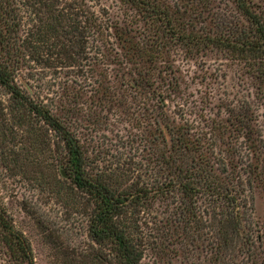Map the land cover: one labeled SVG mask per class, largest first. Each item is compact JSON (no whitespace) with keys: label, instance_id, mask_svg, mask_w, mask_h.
<instances>
[{"label":"trees","instance_id":"16d2710c","mask_svg":"<svg viewBox=\"0 0 264 264\" xmlns=\"http://www.w3.org/2000/svg\"><path fill=\"white\" fill-rule=\"evenodd\" d=\"M118 1L0 0V165L77 197L100 264H264L263 0ZM0 251L36 264L1 196Z\"/></svg>","mask_w":264,"mask_h":264},{"label":"rangeland","instance_id":"374dc122","mask_svg":"<svg viewBox=\"0 0 264 264\" xmlns=\"http://www.w3.org/2000/svg\"><path fill=\"white\" fill-rule=\"evenodd\" d=\"M86 1L94 10L107 12L112 18L122 13L118 0ZM210 62L211 60L206 57L198 61V64L202 66L200 74L212 72L207 69ZM197 68L194 67V71H197ZM245 82L243 80L241 87L238 88L247 85ZM214 85L206 82L196 86L202 92L210 90L211 87L214 91H218L220 87L217 82ZM243 88L245 89L241 91L242 94L246 95L247 91L253 93L250 86ZM256 111L259 124L262 125L264 142V105L257 107ZM5 159L6 157L3 156V160ZM6 162L7 167L0 165V196L16 228L29 241L35 263L100 264L94 257L96 253H101V249L87 235L86 215L77 197L53 191L50 184L46 185L35 164L26 166L27 168L19 166L15 169L13 159H6ZM20 162L23 165L24 161ZM250 200L248 206L252 207L254 218L260 216L263 218V193L258 192L254 199ZM248 215H250L249 212ZM143 261V264H151L148 257ZM0 264H5L1 251Z\"/></svg>","mask_w":264,"mask_h":264},{"label":"water","instance_id":"95a60500","mask_svg":"<svg viewBox=\"0 0 264 264\" xmlns=\"http://www.w3.org/2000/svg\"><path fill=\"white\" fill-rule=\"evenodd\" d=\"M24 84H25V86L28 88V90L31 92V89H30V87L28 86V84L25 83V82H24Z\"/></svg>","mask_w":264,"mask_h":264}]
</instances>
